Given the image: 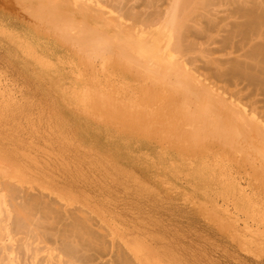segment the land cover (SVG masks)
<instances>
[{"label":"rangeland","instance_id":"1","mask_svg":"<svg viewBox=\"0 0 264 264\" xmlns=\"http://www.w3.org/2000/svg\"><path fill=\"white\" fill-rule=\"evenodd\" d=\"M18 1L0 0V177L86 220L96 244L80 247L82 264H264V198L234 179L235 162L191 164L195 140L177 141L182 155L154 147L177 144L174 127L198 102L181 95L176 110L149 115L144 86L114 82L138 55H64L68 38L42 22L37 31ZM205 42L188 57L228 56ZM47 223L54 240L62 224ZM25 225L11 241L19 264H56L44 250L33 259L46 243L28 252Z\"/></svg>","mask_w":264,"mask_h":264},{"label":"bare ground","instance_id":"2","mask_svg":"<svg viewBox=\"0 0 264 264\" xmlns=\"http://www.w3.org/2000/svg\"><path fill=\"white\" fill-rule=\"evenodd\" d=\"M18 3L37 31L41 32L42 22L68 38L62 47L64 55H138L128 72L114 82L144 86L147 90L140 99L149 115L176 110L181 95L188 103L200 102L183 110V122L174 127V147L164 143L154 147L182 155L184 148L177 141L195 140L198 148L187 154L191 164L235 162L234 179H245L254 196L264 198V0ZM201 39L219 41L228 56L188 57ZM24 184L28 182L17 175L0 177V264H19L11 241L23 224L28 227L24 238L28 252L35 242L46 243L34 250L33 259L44 250L47 262L54 259L56 264L90 260L80 254V247L96 244V234L86 220L73 215L68 204L66 214L60 216L41 200L43 192H33V185ZM50 219L62 224L57 233L63 237L50 238ZM117 261L125 264L120 255Z\"/></svg>","mask_w":264,"mask_h":264}]
</instances>
